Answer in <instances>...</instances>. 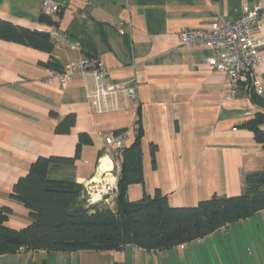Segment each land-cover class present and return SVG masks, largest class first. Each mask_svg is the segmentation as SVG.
Instances as JSON below:
<instances>
[{"label": "crops", "instance_id": "crops-1", "mask_svg": "<svg viewBox=\"0 0 264 264\" xmlns=\"http://www.w3.org/2000/svg\"><path fill=\"white\" fill-rule=\"evenodd\" d=\"M44 1L0 0V19L38 30ZM53 1L63 5L60 13L50 17L53 26L77 42L79 49L55 43L47 53L0 39V209L13 211L7 226L20 230L31 224L29 211L11 194L40 157L73 158L80 134L88 135L90 143L81 147L72 166L49 171L52 179L78 182L85 188L95 176L109 178L114 170L100 134L126 130L125 147L136 140L138 110L131 106L108 114L92 112L90 78L77 75L64 85L45 82L49 69L65 70L80 55L110 69L109 82H138L144 184L127 189L129 201L154 197L160 190L171 207L187 208L214 195H241L245 175L264 169V149L245 127L264 114V107L251 80L229 87L226 75L207 63L212 51L183 46L180 31L207 28L219 17L234 20L245 7L259 6L264 12V0ZM262 26L257 37L262 41L263 61L255 76L264 86V19ZM259 97L264 101V94ZM71 114L76 118L71 132L57 133V126ZM260 128L264 131V124ZM152 145L157 147L155 166ZM253 226L264 230V211L186 245L210 239L212 243L213 237L224 233L232 234L238 244ZM138 251L141 248L128 245L121 252L103 253L116 259L135 257ZM35 256L4 255L0 264H35Z\"/></svg>", "mask_w": 264, "mask_h": 264}, {"label": "trees", "instance_id": "trees-1", "mask_svg": "<svg viewBox=\"0 0 264 264\" xmlns=\"http://www.w3.org/2000/svg\"><path fill=\"white\" fill-rule=\"evenodd\" d=\"M39 23L53 25L51 18L44 16ZM0 39L47 53L55 47L49 34L1 19ZM257 101L264 107L259 95ZM52 116L57 117L55 113ZM137 117L136 140L118 154L122 168L114 205H89L81 183L49 177L52 167L72 166L79 158L81 147L90 143L88 135L80 134L75 157H40L29 173L15 184L11 199L29 211L31 224L20 230L12 229L7 226L12 209H0V256L23 253L21 248L33 255L39 252H121L128 245L160 252L203 239L264 211V169L245 175L241 195H214L195 207H171L160 190L154 197L129 201L127 189L131 185L144 184L140 109ZM75 122V115H68L57 126L56 132L69 134ZM263 124L264 114H259L245 127L254 133L264 149V131L260 128ZM156 151L157 147L152 145L153 166Z\"/></svg>", "mask_w": 264, "mask_h": 264}, {"label": "built area", "instance_id": "built-area-1", "mask_svg": "<svg viewBox=\"0 0 264 264\" xmlns=\"http://www.w3.org/2000/svg\"><path fill=\"white\" fill-rule=\"evenodd\" d=\"M62 10L61 3L45 0L41 6V16L50 18ZM263 19L264 12L259 6L253 9L245 7L234 20L219 17L207 28H183L180 31V39L185 47L203 46L210 49L212 56L207 63L214 70L226 75L229 87L237 86L239 83L247 84L251 80L255 93L262 96L263 82L255 73L263 61L259 52L262 41L257 37L263 28ZM38 31L49 34L56 44L72 50L80 48L77 42H72L68 36L60 34L51 24H39ZM77 75L92 80L88 92V103L92 112L108 114L126 110L131 106L140 109L139 85L135 79L124 84L109 82L112 77L111 70L99 60L85 55L72 60L65 70L49 69L45 82L50 85L55 82L64 85ZM137 128L135 123L133 129ZM98 137L105 143L104 154L113 162L114 170L109 178L103 175L95 176L85 187V197L89 205L111 202L110 206H113L119 193L118 180L122 168L118 154L126 145L127 131L120 133L108 131ZM24 251V248L20 249V252Z\"/></svg>", "mask_w": 264, "mask_h": 264}, {"label": "rangeland", "instance_id": "rangeland-1", "mask_svg": "<svg viewBox=\"0 0 264 264\" xmlns=\"http://www.w3.org/2000/svg\"><path fill=\"white\" fill-rule=\"evenodd\" d=\"M109 202L107 205H111ZM247 237L237 244L235 238L224 233L207 242L185 245L160 252L144 249L136 256L114 258L113 255L96 251L69 253L39 252L35 264H264V230L248 229ZM227 237V238H226ZM196 241V240H195ZM192 243V242H191ZM190 244V243H189ZM125 259V260H124ZM125 262V263H124Z\"/></svg>", "mask_w": 264, "mask_h": 264}]
</instances>
